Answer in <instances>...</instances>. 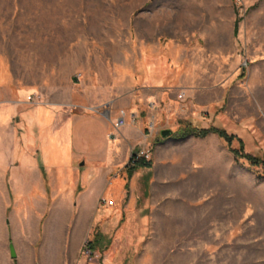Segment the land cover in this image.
Here are the masks:
<instances>
[{
  "label": "rangeland",
  "instance_id": "374dc122",
  "mask_svg": "<svg viewBox=\"0 0 264 264\" xmlns=\"http://www.w3.org/2000/svg\"><path fill=\"white\" fill-rule=\"evenodd\" d=\"M0 74V109L21 103L23 112L40 105L64 117L106 114V123L92 121V135L84 132L93 140L87 145L70 128L86 151L120 134L110 132L122 110L121 131L142 117L150 141L135 147H150L152 162L150 177L136 183L129 158L114 164L107 180H122V196L102 193L97 209L79 200L91 202L98 182L70 171V181L48 183L38 219L31 199L5 197L4 156L18 143L7 135L22 138L24 113L2 122L0 264L36 262L29 253L12 257L10 243L15 251L20 243L63 246L62 259L46 254L48 264H264L263 166L234 155L238 139L160 135L221 125L244 151L264 157V0H0ZM98 161L82 165V175L99 174Z\"/></svg>",
  "mask_w": 264,
  "mask_h": 264
},
{
  "label": "crops",
  "instance_id": "0c3cea01",
  "mask_svg": "<svg viewBox=\"0 0 264 264\" xmlns=\"http://www.w3.org/2000/svg\"><path fill=\"white\" fill-rule=\"evenodd\" d=\"M235 24L236 20L234 22V32ZM144 81L147 82V80ZM21 105V103H10L9 105L3 106L0 109V124L2 122H8L11 119L13 120L15 116H20L19 113L24 111V107ZM23 113L24 114L20 118L22 126L20 123L18 125L24 129L22 138H18L17 134L13 132L7 135V141H12L16 138L18 143L14 150H8L4 156L5 163L2 172L6 180H8L9 188L11 189V192H7L5 197L8 199L9 203L11 202L12 195H15L18 199L19 197L31 199L35 205H38L37 208H35V211L37 210V213L35 212V217L37 216L38 219H40L46 211L48 202V183L49 186L51 185L52 187L54 183H56V180L59 181L57 184L70 181V171L77 174V180L81 178L86 182L89 181L92 183L97 181L100 186V190L95 194L91 202H86L85 196L82 195L79 200L81 206L89 205L91 209L93 207L97 209L96 199L99 195L106 192H108L111 197L120 199L122 196V180L120 178H115L109 182L107 180L108 173L113 169L114 164L122 161L125 163L127 162L133 147L138 144H146L150 141L148 137L149 134L144 133V129L147 128V126L145 125L144 119L141 117L128 124L126 129L120 131V134L116 136L114 140L105 137L103 146H100L99 151L95 153L89 150L90 148L87 149V151L83 149L82 144H79L78 141L72 138V133L70 135L69 130L70 128L72 130V126L75 125L82 133L85 132L92 135V121H104L106 123V114L104 116L98 113H83L75 115L70 114L64 117V114L58 113L54 108L40 105L33 106L31 109H26ZM32 125L37 126V130H39L38 133L31 129ZM107 126L109 127V124H107ZM85 133L83 138L86 139L85 145H87L91 142L92 138ZM64 136L67 137V140L64 139ZM88 138H90L89 141L87 140ZM64 140L70 149V159L68 162H65L64 158ZM61 147L63 149H61ZM56 148H58V150H55ZM89 160H99L98 162L103 164L99 174L96 173L95 168H92L91 171L84 174V176L82 175L81 166ZM150 169H152V166L140 167L134 171L133 173H137L134 178L135 183L139 178L146 176V173H148V179L150 177V172H148V170ZM141 170L143 171L141 172ZM90 186L92 187V185ZM109 186L111 187L108 188ZM18 199L16 201L17 205L22 202L21 199ZM135 202L136 199L134 198L131 204ZM63 203H68L70 208L72 206L70 201L64 200ZM98 211L99 215H101V213L103 215L107 210L101 208L100 210L98 209ZM26 237L28 239L29 236ZM23 240L24 239H22V241ZM16 251L17 256L19 253H29V255L33 256L36 262L32 264H37L38 262L39 264H48L46 254H48L51 249L48 247V244H43L42 247L37 250L39 253L38 259H36L37 256L35 253L37 251L33 250L29 244L27 246L21 245V243L18 244L16 246ZM52 251H55L57 256H60L61 253H64V248L59 245L55 250L52 249ZM62 256L63 255L60 256V259H62ZM59 263L60 262H58V264ZM7 264H15V262L10 258Z\"/></svg>",
  "mask_w": 264,
  "mask_h": 264
},
{
  "label": "trees",
  "instance_id": "16d2710c",
  "mask_svg": "<svg viewBox=\"0 0 264 264\" xmlns=\"http://www.w3.org/2000/svg\"><path fill=\"white\" fill-rule=\"evenodd\" d=\"M237 29H238V18L236 19L235 32H237ZM210 133H216L220 138L224 139L229 145H231L234 139H238L240 142V148H231V151L234 153V155L237 158L244 157L251 164L262 165L264 168V157L244 151L243 140L239 138L236 134L228 132L224 126L215 125V124H211L209 126H202L199 124L191 123L188 125H182L178 130L173 131L172 134H176L179 137H186L190 134L198 137H204ZM151 166H152L151 161H144V160L139 161L135 165H131L130 163H128L127 172L128 175L131 176L133 172L136 171L138 168L151 167ZM90 245L93 247L92 242H90Z\"/></svg>",
  "mask_w": 264,
  "mask_h": 264
},
{
  "label": "built area",
  "instance_id": "2783aa9c",
  "mask_svg": "<svg viewBox=\"0 0 264 264\" xmlns=\"http://www.w3.org/2000/svg\"><path fill=\"white\" fill-rule=\"evenodd\" d=\"M182 96V95H180ZM127 122V114L124 110L120 112V114L116 117L115 120L111 121L113 129L110 132L112 136L120 133L121 128L126 125ZM117 133V134H116ZM111 137V136H110ZM151 159V148L148 146L134 147L131 150L129 162L131 165L137 164L139 161H150Z\"/></svg>",
  "mask_w": 264,
  "mask_h": 264
},
{
  "label": "water",
  "instance_id": "95a60500",
  "mask_svg": "<svg viewBox=\"0 0 264 264\" xmlns=\"http://www.w3.org/2000/svg\"><path fill=\"white\" fill-rule=\"evenodd\" d=\"M173 133L172 129L171 128H162L160 130V135L164 138H167L169 136H171ZM83 163V162H82ZM10 254L12 257H16L17 256V253L15 251V248H14V245L13 243H10Z\"/></svg>",
  "mask_w": 264,
  "mask_h": 264
}]
</instances>
